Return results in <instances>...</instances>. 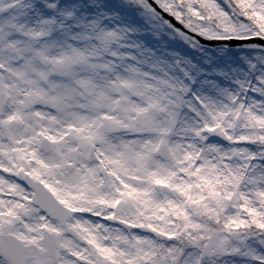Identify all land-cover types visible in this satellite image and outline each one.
Listing matches in <instances>:
<instances>
[{"label":"snow or ice","instance_id":"obj_1","mask_svg":"<svg viewBox=\"0 0 264 264\" xmlns=\"http://www.w3.org/2000/svg\"><path fill=\"white\" fill-rule=\"evenodd\" d=\"M0 264H264V0H0Z\"/></svg>","mask_w":264,"mask_h":264}]
</instances>
